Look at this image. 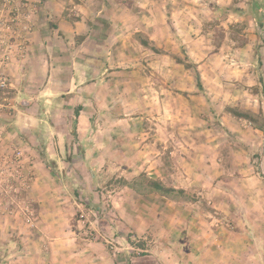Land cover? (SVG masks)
Masks as SVG:
<instances>
[{"label":"rangeland","instance_id":"obj_1","mask_svg":"<svg viewBox=\"0 0 264 264\" xmlns=\"http://www.w3.org/2000/svg\"><path fill=\"white\" fill-rule=\"evenodd\" d=\"M50 1L46 7L43 0H0V76L5 79L0 82V252L19 264L95 258L96 264H194L195 253L203 251L193 243L195 229L205 239L215 228H235L205 193L212 181L206 168L217 160L215 153L205 152L206 140L222 150L218 156L224 160L229 147L249 143L255 173L264 179L262 132L236 136V130L221 126L217 114L207 126L210 134L205 131L209 99L214 112L251 111L264 127V17L260 26L250 0H96V20L113 18L100 24L98 33L107 31L110 39L106 45L102 41L98 53L101 63L108 58L121 97L118 103L96 102L91 127L122 126L102 114L127 112L139 117L129 120L135 146L147 135L154 144L147 152L135 147L129 162L124 154L96 146L94 152L83 151L84 163L67 146L66 138L77 140L74 110L79 104L64 101L61 82L62 69L72 61L90 60L93 46L77 34L86 25H75L90 0ZM144 39L148 46L140 42ZM176 57L195 64L202 89L193 68ZM161 80L165 103L158 114L151 93L148 105L136 93L141 82L146 88ZM191 105L195 117L189 120ZM147 113L159 126L141 118ZM234 118L242 132V125L250 123ZM143 122L151 128L142 131ZM92 138L84 141L92 143ZM142 172L184 189L186 198L137 194L119 181ZM59 240L71 245L63 248Z\"/></svg>","mask_w":264,"mask_h":264},{"label":"crops","instance_id":"obj_2","mask_svg":"<svg viewBox=\"0 0 264 264\" xmlns=\"http://www.w3.org/2000/svg\"><path fill=\"white\" fill-rule=\"evenodd\" d=\"M43 3L48 7L51 4V1L43 0ZM83 5L85 11L83 12V15L80 16V20L75 22V25L77 27L78 25L81 26V24H85L86 28L83 33L77 34L83 35V42H91L93 49L92 53L90 52L91 54L88 55L90 57L88 63L83 62L76 64L72 63V61L70 66L68 65L67 68L64 70L62 69V72L66 75L65 79L63 78L61 82V86L65 90L62 98L64 101L66 100V102L74 100L75 104H79L77 107L78 114L74 115L78 120V126L76 132H74L77 140H75L76 143H71V141L66 138L67 146L70 149L72 147L78 151L81 158L80 161L84 163L86 160L85 157L83 158V151L94 152L96 151V146L107 148L105 150H110L117 154V156L124 154L127 162H129L132 159V152H137L135 147L141 146V149L143 148V151L147 152L153 147V138L149 139V135H147L143 139H147L146 141H140L139 144L135 146L131 138L132 126L131 123H129V120H132L135 115L127 112H123L120 115L114 114L112 111L102 114L106 120L116 119L118 122H124L122 126L108 127L103 130L91 127V124L96 121V102H102V100H104L103 103L109 104L113 101H117L118 103V100L121 97V95L118 94L121 85H118L111 76L114 71L110 69L111 65L107 64L108 58L105 57L104 61L101 63L100 53H98L102 41L106 45L107 41L110 39V34L107 31L98 33V30H102L100 24L107 25L110 22L108 20L113 21V18L103 15V17L108 20H96V14H94L96 0H90ZM70 33H68L69 36H71ZM73 35L75 34L73 33ZM45 51V53H47V50ZM45 59L47 63V56ZM55 70L56 68L53 71L51 70V74H54ZM160 82L162 83H159L158 81L155 86H147L146 88L144 85L147 83L141 82V93H136V96L140 97L141 102L147 105L149 104V93H151L153 95L151 98H154L153 102L156 105L158 114H161V108L164 110L165 103L164 81L161 80ZM126 86L127 85H125L124 88H126ZM147 90H150V92ZM132 95H124V98H130ZM189 97L191 99L194 98L193 96ZM209 100L210 104L208 103L209 101L205 100V112L206 114L208 112V116L205 115V131L208 135L210 134L208 131H210L211 128L209 129L207 126L211 125L212 122L210 120L216 116L215 114H217V119L221 126L229 130H236L238 132L236 136L240 137L243 134L246 135L247 138H250V135H254L255 133L258 134L259 131L262 132L264 136V128H262V130L258 129L250 123H248V125H242L244 127L243 132L239 131L237 128L239 127L238 123L240 121L234 118L229 112L226 113L217 110L214 112L212 99ZM88 104H90V106H88ZM118 108L120 107L118 106ZM189 110V120H192L190 118L191 114L194 116L192 105ZM148 115L149 113L142 115L141 118L151 122V125L155 124L159 126V123L152 122L151 118L153 119L154 116L150 115L152 116L150 118ZM137 118L139 117L135 116V119ZM156 119L158 121L161 120L159 117H156ZM151 125L147 122L141 123L142 131L151 128ZM68 134L66 133L64 136H67ZM87 137H93L92 143H86L84 141ZM211 140L212 139L206 140L205 152H208L207 154L209 155L215 153L214 155L217 160L211 161V163L208 164V169L206 168V170H208L206 172L207 174L210 173L212 181L208 183L210 187L205 190V193L211 198L213 207L217 208V210L220 211V214L224 215V218L228 216V220H231L234 223L235 228L233 230H229L227 227L224 229L219 227L217 229L215 228L209 232L207 231L205 239L198 238V229H195L193 231L195 234L192 239L193 243L196 244H194L196 250L202 248L203 251L195 253L196 256L193 258V263L264 264V179L258 176V173H255L253 160L250 159V151H252L253 147L249 143H244L242 149L241 145L229 147L230 150L228 153L230 152V155L224 160V158L218 156L219 152L222 150L217 147L216 144L214 145ZM261 151L263 153L262 156L264 157V145L261 147ZM128 154H130V156H128ZM213 162L217 166L215 171L213 169L214 167L212 168L211 166L214 165ZM199 216L197 215L198 222L203 219ZM209 219L210 218L205 220V223H208V225L213 223V221ZM51 225H53V223L48 224L50 227ZM194 226L196 228L199 227L196 223ZM207 229L209 228L207 227ZM1 238L2 236H0V251L4 243ZM57 242L61 243L63 248H65V244L68 246L71 245L68 240H59ZM76 254H81V252L74 253L75 258L79 259V255ZM69 258L72 259L73 257ZM0 264L19 263L9 255L0 252ZM28 264L34 263L29 261ZM59 264H96V258L94 262H92V260L80 263H76L75 261H59Z\"/></svg>","mask_w":264,"mask_h":264},{"label":"trees","instance_id":"obj_3","mask_svg":"<svg viewBox=\"0 0 264 264\" xmlns=\"http://www.w3.org/2000/svg\"><path fill=\"white\" fill-rule=\"evenodd\" d=\"M249 4H250V10L252 11V17L254 19H258V24L262 26L263 23L261 22V19L264 17L262 13L263 12L262 10L264 7L263 1L262 0H250ZM75 20H79V17H76ZM140 42L144 46L149 45L148 39L140 40ZM176 62L184 63V61L178 57H176ZM184 65L186 66V68H193L196 84L200 89H202L200 75H199L198 70L195 67V64L192 63V61H189V62L184 63ZM227 111L239 119L246 120L254 124V126L258 129L262 130V128H264L261 124H257L259 123L258 122L259 117L257 114L251 111H241L236 108H227ZM259 112L261 113L260 110ZM77 114H78V109H75L74 115H77ZM119 181L121 182V184L129 186L137 194L146 195L149 193H156L163 198H169L172 200H178L179 198H186V192L184 189L175 188L173 186L167 185L162 179L150 177L146 173H143V172L139 173V175L133 177L131 180L119 179ZM30 206L33 207L34 209L37 208L36 205L34 207L32 204H30Z\"/></svg>","mask_w":264,"mask_h":264},{"label":"built area","instance_id":"obj_4","mask_svg":"<svg viewBox=\"0 0 264 264\" xmlns=\"http://www.w3.org/2000/svg\"><path fill=\"white\" fill-rule=\"evenodd\" d=\"M0 78H1V79H0V82H1L2 84H4L5 79H4L3 75H1Z\"/></svg>","mask_w":264,"mask_h":264}]
</instances>
